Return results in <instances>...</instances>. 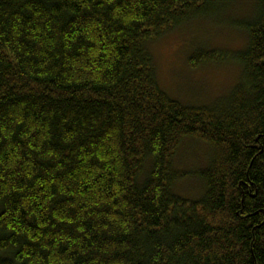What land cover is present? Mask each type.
Returning <instances> with one entry per match:
<instances>
[{
  "label": "trees",
  "instance_id": "1",
  "mask_svg": "<svg viewBox=\"0 0 264 264\" xmlns=\"http://www.w3.org/2000/svg\"><path fill=\"white\" fill-rule=\"evenodd\" d=\"M231 1L0 0V264H264V0L213 104L164 90L148 47ZM188 139L212 150L196 200Z\"/></svg>",
  "mask_w": 264,
  "mask_h": 264
},
{
  "label": "rangeland",
  "instance_id": "2",
  "mask_svg": "<svg viewBox=\"0 0 264 264\" xmlns=\"http://www.w3.org/2000/svg\"><path fill=\"white\" fill-rule=\"evenodd\" d=\"M257 0H232L222 11L212 12L167 31L148 43L155 56L160 84L185 105L213 104L239 83L242 68L234 54L247 46L241 26L257 9ZM201 50H216L218 58L192 66L190 58ZM212 150L204 142L188 139L180 147L175 169L183 174L177 193L188 199L202 197L205 185L197 172L209 164Z\"/></svg>",
  "mask_w": 264,
  "mask_h": 264
}]
</instances>
